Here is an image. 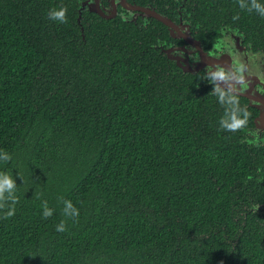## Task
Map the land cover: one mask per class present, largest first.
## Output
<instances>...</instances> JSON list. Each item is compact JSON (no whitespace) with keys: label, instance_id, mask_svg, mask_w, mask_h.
Returning a JSON list of instances; mask_svg holds the SVG:
<instances>
[{"label":"trees","instance_id":"trees-1","mask_svg":"<svg viewBox=\"0 0 264 264\" xmlns=\"http://www.w3.org/2000/svg\"><path fill=\"white\" fill-rule=\"evenodd\" d=\"M77 1L0 0V173L17 199L0 264H264V220L232 212L264 202L258 149L215 144L227 109L166 86L140 30ZM211 1L264 50V16ZM62 7L66 23L49 18Z\"/></svg>","mask_w":264,"mask_h":264},{"label":"flooded vegetation","instance_id":"flooded-vegetation-1","mask_svg":"<svg viewBox=\"0 0 264 264\" xmlns=\"http://www.w3.org/2000/svg\"><path fill=\"white\" fill-rule=\"evenodd\" d=\"M96 1L101 11V15L94 12L98 16L107 20L120 17L148 38L162 59V81L166 86L175 90L187 89L200 103L212 99L213 111L220 113L233 106L220 103L215 89L219 87L235 97L237 104L234 107L240 118L244 112L249 113L247 124L236 131L217 132L215 144H222L220 134H237V143L258 149L262 163L255 165L253 162L252 168L264 170V120L258 122L264 111V50L245 40L240 26L229 22L211 0H78L77 4L81 11L91 10V4ZM258 65L263 70L251 68ZM243 66L242 70L240 67ZM217 71L224 72V80L211 79ZM231 88L234 91H230ZM200 120L198 116L195 122ZM200 131L202 134V128ZM255 175L257 180L254 182L259 184L257 189L264 194V172ZM242 191L237 199L242 196ZM243 201L244 196L232 207V212L248 213L249 208L254 211L253 215L264 220V202L243 207ZM258 217L256 219L261 223Z\"/></svg>","mask_w":264,"mask_h":264},{"label":"clouds","instance_id":"clouds-1","mask_svg":"<svg viewBox=\"0 0 264 264\" xmlns=\"http://www.w3.org/2000/svg\"><path fill=\"white\" fill-rule=\"evenodd\" d=\"M239 7L241 9H247V11L251 12L255 10L261 16H264V4L258 2V0H249L246 3V0H238ZM67 8L62 7L59 10H52L49 12V18L52 20H56L60 23L67 22ZM211 79L213 81L224 80L225 74L223 71L214 72L211 75ZM216 92L219 94V100L222 104H227L230 107L229 110H226L225 117L221 119L220 125L223 129L228 131H236L247 124L249 113L244 112L243 118H240L238 114V110L234 107L237 104L235 97L225 93L219 87H217ZM0 160L8 162L11 160V156L7 153H0ZM16 189V182L12 179L8 174L0 173V209L5 207V201H11L14 205L17 202V199L14 195ZM7 193V196L5 195ZM44 218H48L53 215V210L47 207V202L43 205ZM15 214V208L11 207L5 213V218L11 217ZM63 215L65 217L75 218L79 216V210L73 205V203L69 201H64ZM57 231H65V222L61 221V223L57 226Z\"/></svg>","mask_w":264,"mask_h":264},{"label":"water","instance_id":"water-1","mask_svg":"<svg viewBox=\"0 0 264 264\" xmlns=\"http://www.w3.org/2000/svg\"><path fill=\"white\" fill-rule=\"evenodd\" d=\"M92 7H93V8H92ZM92 7L90 8L91 11L96 12V13H98V14L101 15V11L98 9V2H97V1L93 4ZM229 90H230V91H234L232 88L229 89ZM262 111H263V110H262ZM263 120H264V111L261 112V114H260V116H259V118H258V122L263 123Z\"/></svg>","mask_w":264,"mask_h":264},{"label":"rangeland","instance_id":"rangeland-1","mask_svg":"<svg viewBox=\"0 0 264 264\" xmlns=\"http://www.w3.org/2000/svg\"><path fill=\"white\" fill-rule=\"evenodd\" d=\"M93 5L91 4V7H92ZM242 70L244 69V66L243 67H240ZM253 70L256 68H260V70H263V68H261V65H258V66H255V67H251ZM255 71V70H254Z\"/></svg>","mask_w":264,"mask_h":264}]
</instances>
